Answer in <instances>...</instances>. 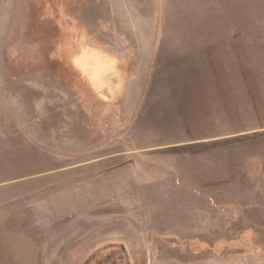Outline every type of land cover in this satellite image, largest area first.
<instances>
[{"label":"rangeland","instance_id":"1","mask_svg":"<svg viewBox=\"0 0 264 264\" xmlns=\"http://www.w3.org/2000/svg\"><path fill=\"white\" fill-rule=\"evenodd\" d=\"M112 250L264 264V0H0V264Z\"/></svg>","mask_w":264,"mask_h":264},{"label":"flooded vegetation","instance_id":"2","mask_svg":"<svg viewBox=\"0 0 264 264\" xmlns=\"http://www.w3.org/2000/svg\"><path fill=\"white\" fill-rule=\"evenodd\" d=\"M118 254V251L112 250L109 254V258H104L101 261L97 262V264H122V263H118L117 259H116V255ZM115 256V258H114ZM124 257V254L121 253V261L123 260L122 258ZM110 260L109 263H106V260Z\"/></svg>","mask_w":264,"mask_h":264}]
</instances>
